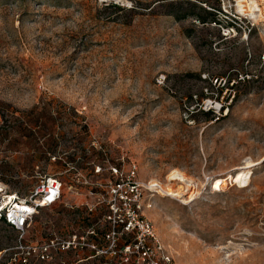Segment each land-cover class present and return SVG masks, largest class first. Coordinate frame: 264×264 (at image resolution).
Masks as SVG:
<instances>
[{
    "label": "rangeland",
    "instance_id": "obj_1",
    "mask_svg": "<svg viewBox=\"0 0 264 264\" xmlns=\"http://www.w3.org/2000/svg\"><path fill=\"white\" fill-rule=\"evenodd\" d=\"M247 1L0 0V187L61 184L24 233L0 222V264H159L107 238L108 169L132 164L162 190L143 215L171 264H264V0Z\"/></svg>",
    "mask_w": 264,
    "mask_h": 264
},
{
    "label": "built area",
    "instance_id": "obj_2",
    "mask_svg": "<svg viewBox=\"0 0 264 264\" xmlns=\"http://www.w3.org/2000/svg\"><path fill=\"white\" fill-rule=\"evenodd\" d=\"M109 181L107 193L109 196V216L116 218L112 230L107 238L115 235V229L122 234L134 236L133 251L131 245L125 246L124 253L150 259L159 258V264H171L170 260L160 255V246L155 240L154 229L143 215L144 209H149L150 204L143 201L144 191L158 193L157 185L143 186L137 181V168L129 165L126 173L117 166L109 167ZM98 172V171H97ZM160 193V192H159ZM61 197V184L56 179L43 182L29 197L19 200L16 195L4 192L0 187V222L18 233H24L37 211L53 206ZM106 254V252H101ZM115 250L109 254L115 255ZM158 264L157 261L151 262ZM142 264V263H138Z\"/></svg>",
    "mask_w": 264,
    "mask_h": 264
},
{
    "label": "bare ground",
    "instance_id": "obj_3",
    "mask_svg": "<svg viewBox=\"0 0 264 264\" xmlns=\"http://www.w3.org/2000/svg\"><path fill=\"white\" fill-rule=\"evenodd\" d=\"M256 8H257V6L255 5V3L252 0L247 1V9H248L249 16H251V17L255 16ZM258 12L260 13V11H258ZM249 167H251V165H249V164L246 165L245 167L243 166V168H241L242 172L238 173L237 175H235L231 179L232 183L242 185V187H244L248 183V180H249L250 173H249V170L247 171V169H249ZM171 179H174V180L177 179V180L181 181V183L183 182L189 187L192 186L191 180L186 179L182 174L173 173L170 180ZM225 184H226V182L223 179H216L212 182L211 187L213 190H220ZM158 191L160 193H162L161 188H159ZM191 196H192V194H191Z\"/></svg>",
    "mask_w": 264,
    "mask_h": 264
},
{
    "label": "trees",
    "instance_id": "obj_4",
    "mask_svg": "<svg viewBox=\"0 0 264 264\" xmlns=\"http://www.w3.org/2000/svg\"><path fill=\"white\" fill-rule=\"evenodd\" d=\"M202 4V3H201ZM204 4V3H203ZM200 24H204L205 22L204 21H199ZM223 109V108H222Z\"/></svg>",
    "mask_w": 264,
    "mask_h": 264
}]
</instances>
